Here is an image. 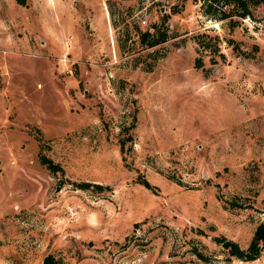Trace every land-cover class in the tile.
I'll list each match as a JSON object with an SVG mask.
<instances>
[{
  "label": "rangeland",
  "instance_id": "374dc122",
  "mask_svg": "<svg viewBox=\"0 0 264 264\" xmlns=\"http://www.w3.org/2000/svg\"><path fill=\"white\" fill-rule=\"evenodd\" d=\"M199 3L104 0L96 39L101 0H0V264H248L217 238L264 220V2L231 33Z\"/></svg>",
  "mask_w": 264,
  "mask_h": 264
},
{
  "label": "trees",
  "instance_id": "16d2710c",
  "mask_svg": "<svg viewBox=\"0 0 264 264\" xmlns=\"http://www.w3.org/2000/svg\"><path fill=\"white\" fill-rule=\"evenodd\" d=\"M18 1L24 3V0ZM199 2L200 12L205 19L219 22L228 33H231V31L238 27L244 19L254 18V10L258 5L263 3L264 0H199ZM206 28L213 29L210 27ZM141 34L142 39H145L148 31H144ZM193 38L196 42V49L198 53H200L194 60V65L196 67H201L204 64V55H208L212 62H217L218 60H224L226 58L220 42L223 37L219 34H210L206 31H202L196 33ZM161 40L163 39H154L152 43ZM224 40L232 46V49L237 54H241L242 49H239V43L234 37H224ZM256 47L257 45H255V48ZM44 161L48 162V167L56 168V165L51 161ZM75 184L81 188H86L90 185H94L95 187L102 186L98 183H92L89 181L76 182ZM217 240L227 247L232 255L246 260L253 259L259 256L264 247V220L256 226L247 248H241L230 239L220 237L217 238Z\"/></svg>",
  "mask_w": 264,
  "mask_h": 264
},
{
  "label": "crops",
  "instance_id": "0c3cea01",
  "mask_svg": "<svg viewBox=\"0 0 264 264\" xmlns=\"http://www.w3.org/2000/svg\"><path fill=\"white\" fill-rule=\"evenodd\" d=\"M78 1L79 4H81L87 11H88V6L87 4H89V0H75ZM102 2V8L99 11V13H97L95 15V11L93 13L89 14V20H88V24L90 26V29L93 33V35L95 36L96 39H99L100 37H102V39L108 38L111 30H112V20H114V16L111 14L110 10L108 9L107 5L104 4V0H101ZM91 9V8H90ZM89 9V11H90ZM91 15V16H90ZM100 21L105 22L106 24V28H107V34L108 36L106 37V35H102L99 32V29L96 28L97 27V23H99Z\"/></svg>",
  "mask_w": 264,
  "mask_h": 264
},
{
  "label": "built area",
  "instance_id": "2783aa9c",
  "mask_svg": "<svg viewBox=\"0 0 264 264\" xmlns=\"http://www.w3.org/2000/svg\"><path fill=\"white\" fill-rule=\"evenodd\" d=\"M143 21H145V20H143ZM259 260H260V257L257 256V257H255V258L250 259L249 261H247V263H248V264H252V263H254V264H261V263L259 262Z\"/></svg>",
  "mask_w": 264,
  "mask_h": 264
},
{
  "label": "water",
  "instance_id": "95a60500",
  "mask_svg": "<svg viewBox=\"0 0 264 264\" xmlns=\"http://www.w3.org/2000/svg\"><path fill=\"white\" fill-rule=\"evenodd\" d=\"M57 189H59V187L57 186Z\"/></svg>",
  "mask_w": 264,
  "mask_h": 264
}]
</instances>
